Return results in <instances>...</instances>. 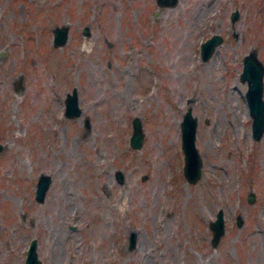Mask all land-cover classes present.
<instances>
[{
	"label": "rangeland",
	"instance_id": "obj_1",
	"mask_svg": "<svg viewBox=\"0 0 264 264\" xmlns=\"http://www.w3.org/2000/svg\"><path fill=\"white\" fill-rule=\"evenodd\" d=\"M174 3L0 0V264H22L31 239L40 264H264V129L250 139L238 82L249 49L264 68V0ZM61 24L54 48L49 28ZM213 34L221 43L202 61ZM71 88L80 115L68 119ZM187 107L193 184L178 148ZM38 173L50 176L41 204Z\"/></svg>",
	"mask_w": 264,
	"mask_h": 264
},
{
	"label": "water",
	"instance_id": "obj_2",
	"mask_svg": "<svg viewBox=\"0 0 264 264\" xmlns=\"http://www.w3.org/2000/svg\"><path fill=\"white\" fill-rule=\"evenodd\" d=\"M177 0H154V4L156 6H164L166 8L173 6ZM237 18V11L233 10L230 12L228 21L230 24ZM67 25L61 24L60 26H52L49 28L51 32V45L52 47H61L66 42L67 37ZM86 30L83 28L81 34L84 36L86 35ZM220 37L216 34L211 35L210 38L205 39L201 42L199 46V59L202 61H205L209 56H211V51L214 49L215 46L220 44ZM5 53L3 51H0V58H4ZM241 62V70L239 71L238 75V82H241L242 84L245 83V90H244V96H243V103L246 107V113L248 114L250 118V139L252 141L257 142L261 135L262 131L264 129V104L262 102V76L264 74V68L262 65V62L257 60L256 57V51L254 50H248L247 53L242 57L240 60ZM63 115L64 117L70 119L75 118L80 115V111L77 107V101H76V94L75 91L71 88L70 93H66L65 97L63 99ZM190 108L187 107L185 111L183 112L181 116V120L177 127H179V140L180 145H178V148H180V151L182 153V166L181 168V174L182 178H184L185 183L187 184H193L196 183L198 176L200 175V157H198V153L194 145V133H195V124L196 119L193 118L190 115ZM140 121L133 117L131 121V133L128 140V145L130 146L131 150L137 149L140 147L141 144V129H140ZM36 182L33 184L34 193H33V200L36 203H42L44 198V193L46 192L48 188V183H50V176L41 173L37 174ZM121 179L120 173L117 171L115 172V181L119 182ZM252 198L249 197L248 201L250 202ZM222 214L221 212H216L215 216H213V219L209 221L207 229L211 233L210 239V246H214L217 242V238L221 237V234L223 233V222L221 218ZM237 223V222H236ZM127 250H130L133 248V241H135V233H133V230L127 231ZM35 240L32 239L29 241L28 246H26L25 251V257L23 258L22 264H40L38 259L35 257Z\"/></svg>",
	"mask_w": 264,
	"mask_h": 264
}]
</instances>
